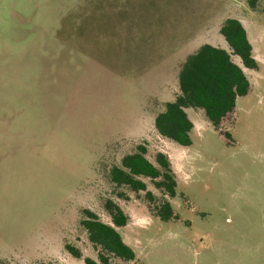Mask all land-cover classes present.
<instances>
[{
  "label": "rangeland",
  "instance_id": "obj_1",
  "mask_svg": "<svg viewBox=\"0 0 264 264\" xmlns=\"http://www.w3.org/2000/svg\"><path fill=\"white\" fill-rule=\"evenodd\" d=\"M95 1L0 0V264H87L86 257L103 264L82 219L87 208L112 223L108 199L129 216L118 230L137 257L112 256L110 264H229L230 230L256 242L251 227L264 225L256 206L264 194V0H183L188 47L220 43L217 24L205 21L234 16L249 30L258 61L253 70L243 65L251 88L220 129L203 109L186 108L190 145L155 126L175 96L177 71H120L109 42L78 38ZM139 144L153 161L158 151L172 160L177 194L165 197L178 219L155 215L164 193L150 178L141 177L153 201L112 181L113 167ZM187 245L203 250L190 253Z\"/></svg>",
  "mask_w": 264,
  "mask_h": 264
},
{
  "label": "trees",
  "instance_id": "obj_2",
  "mask_svg": "<svg viewBox=\"0 0 264 264\" xmlns=\"http://www.w3.org/2000/svg\"><path fill=\"white\" fill-rule=\"evenodd\" d=\"M180 4L183 5V0H97L87 20L91 22L98 17L104 21L102 25L101 21L94 24L91 30L98 33L101 30L108 32V37L102 41L109 42L113 48L122 43L126 50L132 43L130 37H134L133 43L137 49L143 42H150L151 49H158L166 42L158 37L170 32L174 35L180 22L183 23L185 14L189 12ZM174 8L178 10L171 11ZM86 23L84 19L80 32L89 27ZM119 25L122 33H116ZM146 32L155 33L157 40L143 41L142 37ZM220 32L227 42V47L204 43L190 53L179 67L175 96L165 101L163 109L155 116V126L163 137L182 145H190V133L194 124L186 111L187 107L203 109L209 121L220 129L222 120L233 112L237 98L249 92L251 81L243 65L256 69L258 62L253 55V46L247 30L241 20L229 17L223 21ZM234 56L239 58L241 64ZM128 68L130 67L122 66L123 70L120 71L132 72L127 71ZM223 134L230 136L228 131ZM147 153L146 146L139 144L134 152L125 155L121 165L113 167L112 181L117 186L127 185L134 191L144 190L150 201H153L156 194L148 189L147 182L141 177L150 178L156 188L164 193V199L155 208V215L164 220L178 219L179 215L165 197L177 194V179L172 162L162 151L157 152L154 161ZM106 207L112 216V223L103 221L96 212L87 208L84 209L85 218L82 219L89 239L101 248L100 261L110 264L112 256L135 260L134 249L125 242L118 230V227L128 223L129 216L111 199L107 200ZM66 247L75 257H82L80 250L75 246L68 243ZM85 262L97 264V261L90 257H86Z\"/></svg>",
  "mask_w": 264,
  "mask_h": 264
},
{
  "label": "crops",
  "instance_id": "obj_3",
  "mask_svg": "<svg viewBox=\"0 0 264 264\" xmlns=\"http://www.w3.org/2000/svg\"><path fill=\"white\" fill-rule=\"evenodd\" d=\"M194 3L193 2L188 3L187 7H190V5H193ZM207 3H209V2H204L203 0H201V2L199 4L204 5ZM181 4H180V6L182 7L183 5H181ZM91 6L92 7L90 8V11L87 12L86 15H84V17L82 18V21L84 19H86V22H87L86 24H88L89 27H87L83 32H78L77 33V34H79L78 38H82L84 40L86 38H91V39H96V40H104V38L106 39L108 37V35H107L108 32L101 30L100 33H98L97 31L91 30V27L94 24H97L99 21H101V19H99L97 17L96 19H93L91 22H89L87 20L88 15L91 14V12L93 11L94 4L91 3ZM201 15L203 18L201 20L202 25H203L205 14H201ZM229 17H234V16H226L222 20L220 19L219 21H215L213 16L210 15L208 17V19L205 21V24H207L206 22H209V21H213L214 24H217V28H215L216 33L214 34V38L217 39L220 43H217V42L211 43L210 41H204L202 44L210 43V44L215 45V46L225 47V43L227 44V42H226L224 36L220 32V28H221L223 21ZM234 18H237V17H234ZM238 19L241 20V22L243 23V25L245 26V28L247 30L249 40L253 46V55H254L255 45H254V42L251 38L249 30L247 29L243 20L241 18H238ZM102 20H104V18H102ZM103 23H104V21H101V25ZM118 24H120V23H118ZM186 27H187L186 23L180 22V26L178 28V31L176 33H174V35L170 32V33H166V34L159 36L158 39L165 40L166 42L164 44H161L158 49H151L152 44L150 42H143L142 46L137 49V47L133 43L134 37H132V38L130 37L132 43H131L130 47L126 48V50H124L125 47L123 46L122 43H121V45L120 44L117 45V48H115L116 51H118L117 55L121 57V58H119V60L121 61L119 64L121 66H129L130 68H128L126 70L132 71V72H136V71H144V72H153V71L167 72L168 71L169 72L170 70H174L175 72L176 71L178 72L179 67L181 66L182 62L186 59V57L190 53L197 50L202 45V44H200L198 46H195L194 49H191L190 48L191 46L188 47V44H190V43H188V42L186 43V41L188 39V35H187L188 32H187ZM120 28H121V26L119 25L116 29V33H122L123 32V31H120ZM97 34H100V35H97ZM115 38H118V37H115ZM135 38L138 39L137 37H135ZM142 39H144L143 41L157 40V35L155 33L153 34L152 32L151 33L146 32V34L142 37ZM154 46H155V44H153V47ZM187 47H188V49H187ZM173 48L175 50L176 49H179V50L172 52V51H174V50H172ZM254 57H255V55H254ZM237 62H239V61H237ZM121 70H123V69L121 68ZM171 162H172V160H171ZM258 196H259L258 197L259 201L257 200L258 202H256V206L260 207L262 210H264V194H261ZM238 219H239V216H238ZM235 228L236 227H233L230 230L231 233L228 234V238H229V240H231L230 242H228V244H229L228 247H230V248H228V250L226 252H224L225 256H227V258H228V263L229 264H239L242 261L243 264H264V232H262V233L258 232L261 229L264 230V225L251 227L253 229V232H254L253 236L254 235L257 236L256 242L253 240H252V242H250V239H247V235L242 234L243 232H245V230H242L240 232V234H238L237 237L234 236V233H232V232L237 231V229H235ZM217 231H218V228H217ZM218 232H221V231L219 230ZM202 237H203V235H202ZM207 238H208V235H207ZM241 238H243V239H241ZM202 240L203 239L201 238L200 241H202ZM201 243H203V242H201ZM188 247L190 248V253L195 252V254H198V253L202 252V250H203L202 248H200L198 250L196 246H195V248L193 246H188ZM183 249L185 252L188 250V248L186 246H184ZM234 249L237 251H234ZM135 259H137V257ZM216 260H217V263L224 264L223 260H220V258H218ZM249 260H250V262H248Z\"/></svg>",
  "mask_w": 264,
  "mask_h": 264
}]
</instances>
